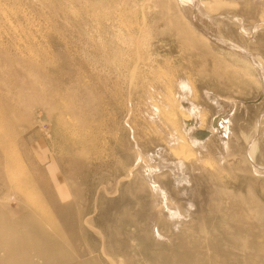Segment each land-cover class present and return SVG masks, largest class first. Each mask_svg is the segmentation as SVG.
Masks as SVG:
<instances>
[{"label":"rangeland","instance_id":"1","mask_svg":"<svg viewBox=\"0 0 264 264\" xmlns=\"http://www.w3.org/2000/svg\"><path fill=\"white\" fill-rule=\"evenodd\" d=\"M0 264H264V0H0Z\"/></svg>","mask_w":264,"mask_h":264},{"label":"water","instance_id":"2","mask_svg":"<svg viewBox=\"0 0 264 264\" xmlns=\"http://www.w3.org/2000/svg\"><path fill=\"white\" fill-rule=\"evenodd\" d=\"M202 136H205L207 134V132H201Z\"/></svg>","mask_w":264,"mask_h":264},{"label":"bare ground","instance_id":"3","mask_svg":"<svg viewBox=\"0 0 264 264\" xmlns=\"http://www.w3.org/2000/svg\"><path fill=\"white\" fill-rule=\"evenodd\" d=\"M188 120V119H187ZM204 132V131H203Z\"/></svg>","mask_w":264,"mask_h":264}]
</instances>
